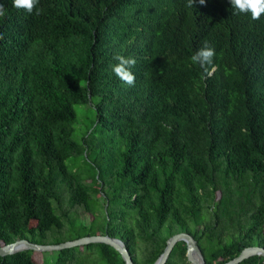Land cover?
I'll use <instances>...</instances> for the list:
<instances>
[{"label": "trees", "instance_id": "1", "mask_svg": "<svg viewBox=\"0 0 264 264\" xmlns=\"http://www.w3.org/2000/svg\"><path fill=\"white\" fill-rule=\"evenodd\" d=\"M186 2L39 0L36 15L0 0V245L44 243L67 203L89 204L93 186L67 159L92 151L105 234L136 264H154L179 232L194 236L207 264L264 246V14ZM205 40L215 50L207 71L190 61ZM117 54L135 58L134 85L112 71ZM78 105L93 112L86 146L73 137L85 123ZM119 205L135 213L121 220ZM99 245L108 264H126ZM33 252L0 264H38ZM186 253L179 241L165 264H191Z\"/></svg>", "mask_w": 264, "mask_h": 264}, {"label": "rangeland", "instance_id": "2", "mask_svg": "<svg viewBox=\"0 0 264 264\" xmlns=\"http://www.w3.org/2000/svg\"><path fill=\"white\" fill-rule=\"evenodd\" d=\"M84 107L83 105L77 106L80 118L85 123L78 127L73 137L76 141L86 146L84 143L85 129L89 119L93 117V112L89 108L84 111ZM102 136L105 135L101 132L96 133L88 140L89 144L97 142ZM105 139L107 140L108 138L105 137ZM67 163L72 170L84 178L87 184L93 186L91 200L87 206H71L67 203L65 207L69 211V215L63 217V227L53 228L48 231L44 241L46 244H59L85 236L105 234V195L100 185L96 183L98 177L96 153L91 151L88 157L85 154L72 156L67 159ZM106 192L108 191L106 190ZM67 193L68 190H66ZM112 208L117 210L120 215L125 212V217H121V220L129 218L130 215L135 213L133 208L127 206L119 205L112 206ZM69 256L74 258L72 264H108L103 258L101 245L96 242L75 245L64 249L33 252L34 261L38 264H60L62 258Z\"/></svg>", "mask_w": 264, "mask_h": 264}, {"label": "water", "instance_id": "3", "mask_svg": "<svg viewBox=\"0 0 264 264\" xmlns=\"http://www.w3.org/2000/svg\"><path fill=\"white\" fill-rule=\"evenodd\" d=\"M187 243V258L191 264H207L203 252L197 243L194 236L188 232H179L171 236L167 241V246L161 256L154 264H165L170 253L179 241ZM106 243L114 247L125 260L126 264H136L126 243L118 237H113L109 234H99L81 237L72 241H67L59 244L36 243L27 238L17 239L14 242L0 245V255L6 256L17 253L23 250L44 251L50 249H64L75 245H84L90 243ZM23 245V246H22ZM254 255H264V246L251 245L242 249L236 257L221 264H239L245 259Z\"/></svg>", "mask_w": 264, "mask_h": 264}, {"label": "clouds", "instance_id": "4", "mask_svg": "<svg viewBox=\"0 0 264 264\" xmlns=\"http://www.w3.org/2000/svg\"><path fill=\"white\" fill-rule=\"evenodd\" d=\"M13 7L23 9L29 14L33 13L40 15L43 12L42 8H37L39 0H12ZM196 0H187L186 7H193ZM234 14L250 13L253 20H258L264 14V0H229ZM200 5L205 4V0H199ZM5 9L3 4H0V17L5 16ZM215 56L214 48L205 40L202 46L190 57L191 64L199 65L202 69L207 71L209 66L213 65V58ZM117 62L112 65L114 74L125 84L132 86L135 83V76L131 68L135 66L136 60L133 57H126L117 54L114 56Z\"/></svg>", "mask_w": 264, "mask_h": 264}, {"label": "bare ground", "instance_id": "5", "mask_svg": "<svg viewBox=\"0 0 264 264\" xmlns=\"http://www.w3.org/2000/svg\"><path fill=\"white\" fill-rule=\"evenodd\" d=\"M23 246V245H22Z\"/></svg>", "mask_w": 264, "mask_h": 264}]
</instances>
